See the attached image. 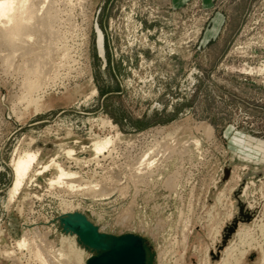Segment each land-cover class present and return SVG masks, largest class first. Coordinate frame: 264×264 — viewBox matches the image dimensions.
Segmentation results:
<instances>
[{"label": "rangeland", "instance_id": "1", "mask_svg": "<svg viewBox=\"0 0 264 264\" xmlns=\"http://www.w3.org/2000/svg\"><path fill=\"white\" fill-rule=\"evenodd\" d=\"M44 2L36 4L58 17L46 36L57 44L53 56L35 59L23 42L15 55L0 40V264H43L40 255L45 264H74L64 211L87 216L101 233L141 237L147 264H224L233 246L225 264H261L264 0ZM34 61L47 74L27 72ZM100 138L114 142L98 154ZM25 150L38 160L10 201L12 160ZM54 164L77 176L52 186ZM241 185L254 216L237 231L248 237L236 231L213 261ZM25 236L29 246L19 250ZM73 248L83 258L96 253Z\"/></svg>", "mask_w": 264, "mask_h": 264}, {"label": "bare ground", "instance_id": "2", "mask_svg": "<svg viewBox=\"0 0 264 264\" xmlns=\"http://www.w3.org/2000/svg\"><path fill=\"white\" fill-rule=\"evenodd\" d=\"M38 1V0H37ZM36 1V2H37ZM47 1V3L49 2V0H46ZM36 2H35V4H36ZM43 3V2H42ZM46 3V4H47ZM35 4L33 3V0L31 1V0H0V25H2V26H0L1 27V29H0V40L2 39L3 41H4V43H5V45L7 46V47H9V49H10V51L9 52H11V53H15L16 52V50H17V48H19L20 46H21V43L23 42V43H27L24 47H28L27 48V50L25 51V53L26 54H30V55H32V56H35V59H36V56L37 55H39V56H41L40 58L42 59L43 57V59H45V57H47V56H49V55H52L53 56V54H55V53H53L52 52V50L53 49H57L56 47H57V44H55V43H53V41H52V38H47L46 36H48L50 33H52L53 32V30L55 29V27H54V22H55V24H56V22H57V20H58V17H57V15L56 14H53V12H52V10L50 11V9H48L50 6L49 5H52V3L51 4H49L48 6L49 7H46L45 8V6L43 7V6H39L40 7V10L38 9V11H39V16L37 15V13H36V11H35V7H38V5L37 4H39V3H37L36 4V6H35ZM45 4V2H44V4L43 5H46ZM42 5V4H41ZM47 6V5H46ZM38 7V8H39ZM45 37H46V39L47 40H44L45 39ZM44 38V39H43ZM18 40H20L19 42H17ZM31 42V43H30ZM39 42H40V44H39ZM42 42V43H41ZM2 44V43H1ZM38 45H40V48L42 47L43 48V50H44V52L42 53V52H38L39 51V49H38ZM5 46V47H6ZM2 48H3V44H2V46H1ZM4 47V48H5ZM22 47H23V45H22ZM36 47V48H35ZM41 48V49H42ZM7 49V48H6ZM20 49H21V47H20ZM26 49V48H25ZM38 49V50H37ZM40 49V50H41ZM8 51H6V54H7V52ZM1 52H2V50H1ZM21 52V54H22V51H20ZM19 52V53H20ZM51 53H53V54H51ZM24 54V53H23ZM22 54V56L24 57V55ZM26 54H25V56H26ZM66 54V53H65ZM5 55V54H4ZM15 55H17L16 53H15ZM19 55V54H18ZM13 57H15L14 55H12ZM65 57H66V55H64ZM9 57H11V56H9ZM21 57V56H20ZM19 57V58H20ZM4 58H5V56H4ZM7 58V57H6ZM5 58V59H6ZM12 58V57H11ZM22 58V57H21ZM27 58H32L31 56L30 57H28L27 56ZM34 58V57H33ZM38 58V57H37ZM51 58V57H50ZM5 59H3L4 61H6ZM9 59V58H8ZM14 59V58H13ZM17 59V58H16ZM40 59V63L41 64H43L42 63V60ZM10 60H12V59H10ZM38 60H39V58H38ZM48 61H49V58L47 59ZM18 61V60H17ZM32 61H33V59H32ZM37 61V60H36ZM12 62V61H11ZM16 62V61H15ZM27 61H25V63H26ZM35 62V61H34ZM44 62V61H43ZM45 62H47V61H45ZM8 63H9V61H8ZM32 63V62H31ZM35 63H38V62H35ZM40 63H38L36 66L34 65V66H32L31 65V68L28 66V68L26 69V70H29V71H27V72H30L31 71V73H33L34 71H36L37 72V74L35 75L36 77H40V75H41V73L43 72L42 70H43V68L42 67H40ZM11 64V63H10ZM34 64V63H33ZM26 65V64H25ZM50 65V64H49ZM44 66V65H43ZM45 66H46V64H45ZM51 66H52V64H51ZM39 67L40 68H42V69H40L39 70ZM49 67V66H48ZM44 70H46L45 68H44ZM47 70H48V68H47ZM42 71V72H41ZM45 72V74H47L46 73V71H44ZM43 72V73H44ZM43 75V74H42ZM35 77V78H36ZM43 77H41V79H42ZM40 79V80H41ZM38 80H39V78H38ZM34 81V80H33ZM37 82V81H36ZM41 82V81H40ZM39 82V83H40ZM38 83V84H39ZM34 84H35V81H34ZM38 84H37V86H38ZM30 85H31V82H30ZM40 86V85H39ZM27 87V86H26ZM28 87H30V86H28ZM34 89H36L35 88V86H34ZM30 90V89H29ZM40 90V89H39ZM33 92H35V91H33ZM37 92V91H36ZM28 94H29V92H28ZM27 94V95H28ZM29 95H31V93L29 94ZM25 98V97H24ZM29 98H31V97H29ZM32 100L33 99H36V98H31ZM31 99H29V101L31 100ZM24 101V100H23ZM34 102H36V101H34ZM35 105H36V103H35ZM105 122V121H104ZM101 123V122H100ZM108 123V122H107ZM117 137V136H116ZM98 139V138H97ZM113 139V138H112ZM111 138H104V139H99V140H97V142H93L94 143V148L93 149H95L94 151L95 152H97L98 154L100 153H102L105 149H107V147L110 145L111 146V144L114 142L113 140H112ZM193 142V141H192ZM195 143V142H194ZM196 144V143H195ZM162 148V147H161ZM66 151V150H65ZM242 151V150H241ZM19 152V151H18ZM158 152V151H157ZM20 153V152H19ZM38 153L39 152H37V151H26L25 150V152L23 153V154H19V156L17 157V158H14L13 160H12V168H13V174H14V178H13V183H12V187H11V189H10V201H12L14 198H15V196L19 193V191H20V189H21V187L24 185V183L26 182V179H28V177H29V174H30V172L32 171V169H34L33 168V166H34V164L37 162V160H38ZM66 153V152H65ZM67 154V153H66ZM147 154V153H146ZM157 154V153H156ZM160 154V153H159ZM158 154V155H159ZM165 154V153H164ZM68 155H69V152H68ZM70 155H71V153H70ZM166 155V154H165ZM168 156V155H167ZM145 158V157H144ZM152 159V158H151ZM135 160V159H134ZM53 161V160H52ZM81 161V160H80ZM142 161V160H141ZM153 161V160H152ZM151 161V162H152ZM79 162V161H78ZM54 163V162H53ZM144 163V162H143ZM153 163H155V162H153ZM50 164H51V162H50ZM149 164V163H148ZM151 164V163H150ZM54 165H56V164H54ZM147 165V164H146ZM57 166V168H58V176H57V178H56V180L54 179L53 181H51L50 180V183H51V185L52 184H62L61 186H65V184H63L64 183V180L66 181L67 180V182H70V181H68V180H70V179H74L73 177H75V176H77L76 175V173L75 172H70L69 170L68 171H66L64 168H62L60 165H56ZM149 166V165H148ZM47 167V166H46ZM150 167V166H149ZM44 168V167H43ZM46 170H47V168H45ZM142 169V168H141ZM43 170V169H42ZM41 170V171H42ZM40 171V172H41ZM44 171V170H43ZM38 173V172H37ZM40 174V173H39ZM154 174V173H153ZM156 174V173H155ZM37 175V174H36ZM67 182H65L66 183V185H67V187H69V188H75L74 187V185L75 184H70V183H67ZM56 185V186H57ZM85 185V184H84ZM50 186V185H49ZM52 186H55V185H52ZM77 186V185H76ZM80 186V185H79ZM59 187V186H58ZM68 188V189H69ZM81 188V187H80ZM80 188H79V190H80ZM86 188H88V187H86ZM62 189V188H61ZM70 189V190H71ZM82 189V188H81ZM94 189V188H93ZM74 190V189H73ZM76 190V189H75ZM84 191V190H83ZM94 191V190H93ZM98 191H100V190H98ZM92 192V191H91ZM102 192V191H101ZM100 192V193H101ZM224 192V191H223ZM246 192V186H245V188H244V190H243V194ZM259 192H260V190H259ZM262 192H264V191H262ZM261 192V193H262ZM98 193V192H97ZM221 194V193H220ZM98 195V194H97ZM264 195V194H263ZM86 196V195H85ZM223 196V195H222ZM260 196L262 197V195L260 194ZM263 198H264V196H263ZM262 198V199H263ZM219 199H220V197H219ZM222 199H223V197H222ZM261 199V200H262ZM216 200H218L217 198H216ZM264 201V200H263ZM218 202V201H217ZM219 202H220V200H219ZM69 203V202H68ZM69 206H70V204H68ZM82 205V204H81ZM250 205V206H249ZM67 206V205H66ZM76 207V206H75ZM128 207V206H127ZM252 204H248V208H250V209H252ZM73 208V207H72ZM77 208V207H76ZM65 209H67V207L65 208ZM74 210V209H73ZM262 210H263V208H262ZM261 210V211H262ZM71 211V210H70ZM264 211V210H263ZM77 212V211H76ZM73 213V211L72 212H67V213H65V211H64V214H63V216H61V217H63V218H66V217H70V218H72V214ZM83 213V212H82ZM210 213V212H209ZM262 215V214H261ZM263 216V215H262ZM89 221H91L87 216H85ZM181 217V216H180ZM261 219V218H260ZM92 222V221H91ZM261 222V221H260ZM93 223V222H92ZM261 225V224H260ZM221 228V227H220ZM220 228L218 229V230H215V235L216 236H219V234H220ZM216 229V228H215ZM260 229H262V230H264V223L260 226ZM259 230V229H258ZM64 232V231H63ZM254 233V232H253ZM261 233V235H262V232H260ZM251 234V233H250ZM26 235V234H25ZM67 235H69L70 237H72L73 238V240H70L69 241V243H68V249L69 248H71L72 249V251L70 252V251H67V254L69 255V257L67 256V254L65 253H59V255L60 256H67L68 258H70L71 257V260H72V262H74V264H86V262H87V260L92 256V255H87L85 258H83L82 257V252H80L79 250H75L74 248H73V246H75V244L76 243H79V244H81V242H80V240H79V238H78V236L76 235V234H74L73 232H69V233H67ZM236 235H237V238H239V239H243V237H248L247 235H248V233L247 232H245V231H243V230H238L237 231V233H236ZM27 237L28 236H25V237H22V239H20L19 241H17L16 242V246L19 248V250L20 249H25V247H28L29 246V241H28V239H27ZM241 237V238H240ZM256 237V236H255ZM66 238H67V236H66ZM264 238V235H262V238H260L261 240ZM46 239V238H45ZM62 239V238H61ZM68 239V238H67ZM67 239L65 240V241H67ZM247 239H249V238H247ZM30 240V239H29ZM254 240V239H253ZM252 240V241H253ZM33 240H31V242H32ZM63 241V240H62ZM245 241H246V238H245ZM249 242H251L250 241V239L248 240ZM255 241V240H254ZM52 242V241H51ZM236 242V241H235ZM238 242H239V240H238ZM244 242V241H243ZM256 242V241H255ZM254 242V243H255ZM42 243H44V242H42ZM237 243V242H236ZM241 243V242H240ZM239 243V244H240ZM247 243V242H246ZM63 244V243H62ZM234 244V243H233ZM245 244V243H244ZM248 244V243H247ZM250 245H252L251 243H249ZM32 245V244H31ZM30 245V246H31ZM61 245V244H60ZM81 245H83V244H81ZM237 245V244H236ZM257 245H259V244H257ZM257 245H255L254 244V246H257ZM261 246H262V242H261V244H260ZM259 245V247H261ZM46 246H48V245H46ZM53 246V245H52ZM66 246H67V243H66ZM84 246V245H83ZM233 246V245H232ZM238 246V245H237ZM245 246H247L246 244H245ZM85 247V246H84ZM234 247V246H233ZM231 248V247H226V251H225V254H224V257H223V259H222V257H221V263H224L225 264V262L228 260L227 259V256L229 257L230 255H228V253H230V251H234L236 248L234 247V248ZM249 247V246H248ZM252 247V246H251ZM258 247V248H259ZM264 247V246H263ZM39 248V247H38ZM83 248V247H82ZM85 248H87V247H85ZM238 248H240V247H237V249ZM253 248V247H252ZM28 249V248H27ZM26 249V250H27ZM29 249H30V247H29ZM40 249V248H39ZM51 249V248H50ZM63 249V248H62ZM62 249L60 250V251H62ZM66 249V248H65ZM87 249H89V250H92V249H90V248H87ZM243 248H241V250H242ZM254 249V248H253ZM260 249V248H259ZM44 250V249H43ZM48 250V249H47ZM64 250V249H63ZM67 250V249H66ZM240 250V251H241ZM250 250H252V249H250ZM262 250V249H261ZM264 250V249H263ZM38 251V254L37 255H40V253L42 252V250H37ZM48 251H50V250H48ZM84 251V250H83ZM236 251V250H235ZM235 251H234V253H235ZM238 252V253H241V252ZM243 251V250H242ZM255 251V250H254ZM11 252V251H10ZM9 252V253H10ZM51 252V251H50ZM49 252V253H50ZM63 252V251H62ZM64 252H65V250H64ZM147 252V251H146ZM263 251H261V255H264V252L262 253ZM37 253V252H36ZM48 253V252H47ZM58 253V252H57ZM94 253V252H93ZM243 253V252H242ZM247 253V252H246ZM42 254V253H41ZM44 254V253H43ZM89 254V253H88ZM211 254H213V252H211ZM245 254V253H244ZM53 255V254H52ZM243 254H241V256H242ZM5 256H6V253H5ZM43 256V255H42ZM41 255H40V257H41V259L43 260V262H48V260H47V258L45 259V258H43ZM45 256V255H44ZM231 256H232V254H231ZM240 256V255H239ZM248 256V255H247ZM9 257V256H8ZM36 257H38V256H36ZM66 257V258H67ZM235 257H236V255H235ZM235 257H233L234 259H235ZM244 257V256H243ZM13 258V257H12ZM39 258V257H38ZM60 258V257H59ZM65 258V259H66ZM229 258H231V257H229ZM240 258H242V257H240ZM246 258V257H245ZM41 259H39L40 261H41ZM64 258H63V260H65ZM227 259V260H226ZM62 260V259H61ZM70 260V261H71ZM149 260V257H148V252H147V261ZM262 261H263V259H261ZM13 261V260H12ZM68 261V260H67ZM240 261H241V259H240ZM261 261V262H262ZM63 262V261H62ZM230 262V261H229ZM234 262H235V260H234ZM237 262V261H236ZM45 263H43V264H45ZM61 263V262H60ZM67 263H70V262H67ZM264 263V261L261 263V264H263ZM50 264H51V262H50ZM59 264V263H58ZM71 264V263H70ZM226 264H228V262L226 263Z\"/></svg>", "mask_w": 264, "mask_h": 264}, {"label": "water", "instance_id": "3", "mask_svg": "<svg viewBox=\"0 0 264 264\" xmlns=\"http://www.w3.org/2000/svg\"><path fill=\"white\" fill-rule=\"evenodd\" d=\"M261 173H258L260 175ZM229 176L227 169L224 180ZM243 181L242 185L244 184ZM242 185L235 191L234 198L237 201L238 213L227 224L223 240L217 247L216 254H212L213 261L218 260L221 251L227 245L228 240L235 234L240 223H250L254 212L248 208L246 202L241 200ZM60 223L66 233L76 234L85 247L96 251L86 264H147V252L144 240L133 234L122 236H110L101 233L96 225L89 221L85 215L75 213L70 217H60Z\"/></svg>", "mask_w": 264, "mask_h": 264}, {"label": "crops", "instance_id": "4", "mask_svg": "<svg viewBox=\"0 0 264 264\" xmlns=\"http://www.w3.org/2000/svg\"><path fill=\"white\" fill-rule=\"evenodd\" d=\"M188 0H172V2L174 3L175 6H179L184 4L185 2H187ZM207 3L212 2L213 0H205ZM217 33V26L214 27V29L212 30V32L207 34V38L206 41L210 40V38H212V36H216Z\"/></svg>", "mask_w": 264, "mask_h": 264}]
</instances>
